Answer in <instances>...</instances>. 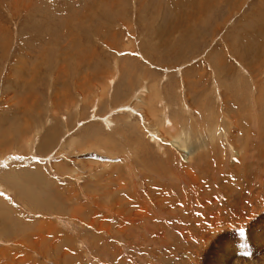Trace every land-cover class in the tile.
Masks as SVG:
<instances>
[{"label": "rangeland", "instance_id": "rangeland-1", "mask_svg": "<svg viewBox=\"0 0 264 264\" xmlns=\"http://www.w3.org/2000/svg\"><path fill=\"white\" fill-rule=\"evenodd\" d=\"M0 264H264V0H0Z\"/></svg>", "mask_w": 264, "mask_h": 264}, {"label": "bare ground", "instance_id": "bare-ground-1", "mask_svg": "<svg viewBox=\"0 0 264 264\" xmlns=\"http://www.w3.org/2000/svg\"><path fill=\"white\" fill-rule=\"evenodd\" d=\"M170 8V7H169ZM148 90V89H147ZM143 91V90H142ZM142 95V94H141ZM136 100V99H135ZM136 105V104H135ZM127 106V105H126ZM145 108V107H144ZM146 109V108H145ZM137 110V109H136ZM131 111V110H130ZM144 111V110H143ZM139 112V111H138ZM142 113V112H141ZM144 113V112H143ZM106 118V117H105ZM152 118V117H150ZM170 127V125H169ZM162 128V127H161ZM171 135L168 136H163V137H160V138H164V141L168 142V144L170 143L173 147L175 146L176 148H178L180 150V152L182 154H184V156L186 157L187 160H190V156H192V153L195 152L196 148L198 147L197 143H194L192 141L193 138H190V136H188V134H185L186 136V140H180L179 137L176 136V133L175 131H177V127L174 125L171 127ZM161 133V132H160ZM166 133V132H165ZM160 135V134H159ZM163 135V133H162ZM182 135V133H181ZM215 135V134H214ZM153 136V135H152ZM161 136V135H160ZM155 137V136H154ZM156 138V137H155ZM159 138V137H158ZM157 138V139H158ZM215 138V137H214ZM213 138V139H214ZM185 139V138H184ZM154 140V139H153ZM212 140V139H210ZM165 142V143H166ZM162 144V143H161ZM160 144V145H161ZM167 144V143H166ZM171 147V146H170ZM105 165H108V163H105ZM77 180L78 178H80V175L79 177H76Z\"/></svg>", "mask_w": 264, "mask_h": 264}]
</instances>
